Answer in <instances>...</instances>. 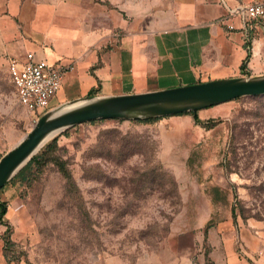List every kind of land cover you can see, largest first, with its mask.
Masks as SVG:
<instances>
[{
  "label": "rangeland",
  "instance_id": "374dc122",
  "mask_svg": "<svg viewBox=\"0 0 264 264\" xmlns=\"http://www.w3.org/2000/svg\"><path fill=\"white\" fill-rule=\"evenodd\" d=\"M213 107L199 114L212 119L210 128L189 115L97 120L48 140L36 155L55 139L52 160L24 183L5 185L18 186L20 200L6 257L106 264L112 257L171 255L214 264L230 250L245 264H261L264 95ZM43 114L32 115L20 139ZM227 219L233 231L258 240V250L243 249L235 232H218L219 223L227 230ZM221 235L230 239L222 247Z\"/></svg>",
  "mask_w": 264,
  "mask_h": 264
},
{
  "label": "crops",
  "instance_id": "0c3cea01",
  "mask_svg": "<svg viewBox=\"0 0 264 264\" xmlns=\"http://www.w3.org/2000/svg\"><path fill=\"white\" fill-rule=\"evenodd\" d=\"M255 1L260 0H0V157L20 140L34 115L18 102L8 73L10 59L21 61L32 53L49 64L70 67L50 108L85 97L261 77L264 25L244 26L229 15ZM228 25L234 28L228 30ZM202 111L198 118L210 119L204 113L201 117ZM17 188L0 190V264H24L5 255L8 230L19 219ZM223 223L227 230L219 231V223L218 232H235L230 220ZM235 234L251 254L261 245L241 229ZM224 235L221 247L230 240ZM222 259L214 264H245L230 250ZM106 264L196 263L188 257L141 255L134 261L112 257Z\"/></svg>",
  "mask_w": 264,
  "mask_h": 264
},
{
  "label": "water",
  "instance_id": "95a60500",
  "mask_svg": "<svg viewBox=\"0 0 264 264\" xmlns=\"http://www.w3.org/2000/svg\"><path fill=\"white\" fill-rule=\"evenodd\" d=\"M263 95L264 76H261L214 80L141 94L71 100L40 116L30 131L0 157V190L48 140L67 128L97 120L163 118Z\"/></svg>",
  "mask_w": 264,
  "mask_h": 264
},
{
  "label": "built area",
  "instance_id": "2783aa9c",
  "mask_svg": "<svg viewBox=\"0 0 264 264\" xmlns=\"http://www.w3.org/2000/svg\"><path fill=\"white\" fill-rule=\"evenodd\" d=\"M231 18H239L244 26L264 25V0L239 6L229 12ZM233 25H228L232 30ZM70 67L49 64L28 53L24 60L10 59L8 73L18 102L34 115L50 109V101L60 91L63 79Z\"/></svg>",
  "mask_w": 264,
  "mask_h": 264
},
{
  "label": "trees",
  "instance_id": "16d2710c",
  "mask_svg": "<svg viewBox=\"0 0 264 264\" xmlns=\"http://www.w3.org/2000/svg\"><path fill=\"white\" fill-rule=\"evenodd\" d=\"M244 68H245V61H243L242 64H241V70H244ZM178 115H189V116L192 117V119H193V121L195 123L201 124L205 128H210L212 126V124H213L212 119H208V120H205V121L200 120L198 118V116H197V112H187V113H181V114H178ZM54 141H55V139L51 143H48L42 149V151H40V153H38L37 155L32 157L30 159V161L11 179V182L18 183L19 185L24 183L33 170H35V169L39 170L45 164L50 162L52 160V158L50 157V153H52L54 148H55ZM61 172L64 173V169H62V167H61ZM213 191L215 193H217L218 189L214 188ZM213 203H215V202L213 201ZM1 213L2 214L4 213V209L2 210ZM8 236H9V233L6 236V243L9 242Z\"/></svg>",
  "mask_w": 264,
  "mask_h": 264
}]
</instances>
